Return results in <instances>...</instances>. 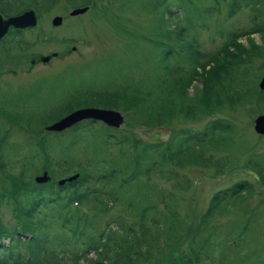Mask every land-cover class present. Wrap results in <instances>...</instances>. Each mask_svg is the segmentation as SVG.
<instances>
[{"label": "rangeland", "instance_id": "1", "mask_svg": "<svg viewBox=\"0 0 264 264\" xmlns=\"http://www.w3.org/2000/svg\"><path fill=\"white\" fill-rule=\"evenodd\" d=\"M22 1L0 0V13L2 8L6 9L14 3L23 5ZM201 1L34 0L32 7L39 15L40 23L35 32L25 34V49L21 51L14 44L13 49L7 48L0 52V109L4 111L0 113V143L6 149L7 146L16 149L25 142L35 144L46 140L51 145L56 142L57 152L64 153L67 159L76 158V162L81 164L88 160L94 163L101 159H123L124 152L105 145L107 126L103 123L93 124L88 131L86 125H82L81 134L67 129L62 135L47 131V127L54 122L36 127L34 124L49 121L61 109L55 108L60 102L70 97H86L87 91L121 89L129 93V97L139 91L142 97L148 99V103L155 97L166 101L175 96L171 69L175 71L174 66L181 67L183 78H188L197 63L193 60L182 61L176 53L170 51L172 44L167 40L169 32L177 31L178 22L184 20V15H192L196 31L199 32L198 42L209 57L221 52L232 34H246L236 40V45L224 50L209 66L197 69L204 82L200 84L194 81L192 86L201 88L202 95L206 93L208 78L226 59L235 57V49L246 47L251 39L260 43V36L251 32L264 25V0H253L255 5L251 3L248 7L241 6L231 16L228 0L219 4L213 0ZM21 7V11L27 9L26 6ZM83 7L88 8L84 14L70 16L72 10ZM168 9L175 12L170 23H166ZM254 15L257 19L252 22L251 17ZM55 16L63 19L61 27L52 26L51 20ZM35 33L41 34L42 38L36 39ZM72 47L76 49L74 52ZM51 52L65 55L52 58ZM42 56H49V62L42 63ZM263 64L264 56L254 58L250 65V81L256 86L264 76L260 70ZM261 92L255 94L250 104L228 103L212 110L206 107L207 103L201 104L198 117L191 120L188 116L180 118L175 115L167 119L164 125H158L153 117L146 115V108L135 109L136 98L133 105L127 98L115 106L109 102L90 106L119 112L123 117V123L118 129L119 135L144 143L167 141L172 129L202 128L213 117L228 119L236 125L237 132L233 137L235 149L230 155L240 165L236 171L217 177L211 168L192 165L180 168L177 178L164 180L152 176L150 179L152 191L147 196L151 197V201L145 204L152 203L155 214L159 215L163 209L160 198L171 194L175 198L179 216L187 222L188 230L177 239L174 246L177 256L178 253H187L209 242L204 241L205 235L194 234V229L202 220L211 196L239 179H247L253 184L254 195L243 211H237L236 216L222 214L211 223L223 227L231 225L235 220L248 219L247 233L232 238L236 239L234 241L214 239V248L205 245L200 250L203 254L202 264H264V186L244 166L250 153L264 156V135L259 136L254 130L255 119L264 115V91ZM3 97L10 102L3 100ZM72 102L74 110L87 107L77 103V100ZM212 152L216 156L225 155L223 150ZM11 174L16 176L17 171ZM2 176L3 172L0 171V181ZM145 182L146 178L135 187L137 204L145 197ZM122 208L124 205L119 209Z\"/></svg>", "mask_w": 264, "mask_h": 264}, {"label": "trees", "instance_id": "2", "mask_svg": "<svg viewBox=\"0 0 264 264\" xmlns=\"http://www.w3.org/2000/svg\"><path fill=\"white\" fill-rule=\"evenodd\" d=\"M213 1L219 4L224 0ZM228 3L231 8L229 16L241 6L255 5L253 0H228ZM21 8L14 3L6 9L2 8L1 13L12 16L19 13ZM172 15L175 12L168 9L166 23H170ZM256 19L255 15L251 17L252 22ZM178 25L177 34L168 33L167 40L172 44L170 51L182 61L193 60L197 63L188 78H183L181 67L174 66L175 71L171 69L175 96L166 101L155 97L148 103V99L142 97L139 91L131 97L121 89L87 91L86 97H70L60 102L55 108L61 109L49 121L36 122L35 127L50 124L73 111L72 100L90 107L105 102L115 106L127 98L133 105L136 98L135 109L146 108V115L153 117L158 125H164L167 119L175 115L180 118L188 116L191 120L198 117L201 104L207 103L206 107L210 110L228 103L250 104L255 94H262L250 81V65L254 58L264 56V25L251 32L260 36V43L251 39L246 47L235 49V57L226 59L208 78L207 91L203 95L201 88L192 86L194 81L200 84L204 82L197 69L209 66L246 34H232L225 48L209 57L198 42L199 32L196 31L192 15H184V20L179 21ZM260 70L264 74V64ZM203 100L206 102L203 103ZM95 123L99 122L83 121L69 129L81 134L82 125H86L88 131ZM28 127L33 128L32 125ZM63 132L56 134L62 135ZM236 132V125L232 121L213 117L202 128L172 129L167 141L144 143L120 136L118 129L107 127L105 145L124 152L123 159H101L94 163L88 160L84 164L57 152L56 142L52 145L46 140L35 144L25 142L16 149L12 146L6 149L0 143V171L3 172L0 181V264H78L79 259L89 252H94L95 259L88 260L86 264H202L203 254L200 250L205 245L214 248V239L234 241L236 239L232 238L247 233L248 219L235 220L223 227L211 223L222 214L236 216L237 211H243L254 195L252 182L239 179L216 191L208 202L202 220L194 229V234L205 235L204 241L209 242L187 253L177 252V256L174 246L188 230L187 222L179 216L175 198L171 194L160 198L163 209L159 215L155 214L152 203L145 204L151 201V197L147 196L152 191L150 179L152 176L164 180L177 178L180 168L192 165L211 168L217 177L236 171L240 165L230 156L235 149L233 137ZM219 150H223L225 155L216 156L212 152ZM51 152L56 156L53 157ZM244 166L264 186V156L250 153ZM12 171H17V175L11 174ZM45 171L48 180L36 184L34 178ZM73 174H78L74 181L58 184ZM144 178L146 194L137 204L135 187ZM123 205L124 208L119 209Z\"/></svg>", "mask_w": 264, "mask_h": 264}, {"label": "water", "instance_id": "3", "mask_svg": "<svg viewBox=\"0 0 264 264\" xmlns=\"http://www.w3.org/2000/svg\"><path fill=\"white\" fill-rule=\"evenodd\" d=\"M87 11V8L76 9L71 12V16H76L83 14ZM61 24V18L55 17L52 21L53 26H58ZM36 25V17L32 10L25 11L21 15L9 17L4 19L0 14V39L7 33L9 27L16 29H24L29 27H34ZM260 90H264V76L258 84ZM92 120L101 122L104 125L111 128H119L123 123L122 115L114 110L100 109L94 107H85L74 110L64 117L60 118L53 124H51L47 129L51 132H62L68 128H71L75 124L84 121ZM254 130L259 135H264V116L260 115L255 119ZM77 178V175L72 176L66 180L59 181V184H63L65 181L71 182ZM48 180L46 174L41 177H36L35 182L44 183Z\"/></svg>", "mask_w": 264, "mask_h": 264}, {"label": "flooded vegetation", "instance_id": "4", "mask_svg": "<svg viewBox=\"0 0 264 264\" xmlns=\"http://www.w3.org/2000/svg\"><path fill=\"white\" fill-rule=\"evenodd\" d=\"M33 1L32 0V4H31V0H23L22 1V4L21 6H26L27 9L25 10H29V9H33L32 5H33ZM18 5V3H17ZM20 6V5H18ZM20 6V7H21ZM25 10H22L20 11L19 13H16L12 16H17V15H20L22 14L23 12H25ZM35 12V16H36V19H37V25L35 27H32V28H24V29H16V28H13V27H9L7 33L0 39V52H3L4 49H13V47L15 46L14 44H16L17 46H19V50H24L25 47H26V44L23 42L24 41V36L25 34H30L31 32H35V28L38 27L39 23H40V17L39 15L37 14V12L34 10ZM4 16V15H3ZM5 17H8V16H5ZM60 17V16H59ZM52 21V20H51ZM63 21V19H62ZM62 21H61V24L59 26H53L54 28H58V27H61L63 24H62ZM35 36H36V39L40 38L41 37V34L39 33H35ZM42 38V37H41ZM76 49L75 47H72V51L74 52ZM65 53H58V52H51L50 53V57L52 58H58L60 56H64ZM38 59V58H37ZM40 61L42 63H47L49 62V56H42L40 58ZM2 98V97H0ZM3 100H6L8 102H10V100L6 97H3ZM1 108V107H0ZM17 108H21V107H17ZM0 113H3L4 111L2 109H0Z\"/></svg>", "mask_w": 264, "mask_h": 264}]
</instances>
